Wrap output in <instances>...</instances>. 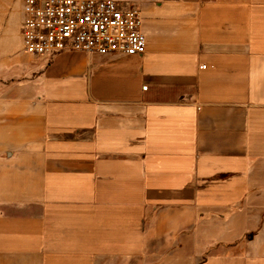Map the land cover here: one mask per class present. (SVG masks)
Here are the masks:
<instances>
[{"label": "crops", "instance_id": "0c3cea01", "mask_svg": "<svg viewBox=\"0 0 264 264\" xmlns=\"http://www.w3.org/2000/svg\"><path fill=\"white\" fill-rule=\"evenodd\" d=\"M114 1L142 55L6 63L0 264H264V0Z\"/></svg>", "mask_w": 264, "mask_h": 264}, {"label": "built area", "instance_id": "2783aa9c", "mask_svg": "<svg viewBox=\"0 0 264 264\" xmlns=\"http://www.w3.org/2000/svg\"><path fill=\"white\" fill-rule=\"evenodd\" d=\"M21 14V48L30 56L145 51L139 12L114 0H22Z\"/></svg>", "mask_w": 264, "mask_h": 264}, {"label": "rangeland", "instance_id": "374dc122", "mask_svg": "<svg viewBox=\"0 0 264 264\" xmlns=\"http://www.w3.org/2000/svg\"><path fill=\"white\" fill-rule=\"evenodd\" d=\"M21 10L22 0H0V90L3 72L9 71L6 63L21 50Z\"/></svg>", "mask_w": 264, "mask_h": 264}]
</instances>
